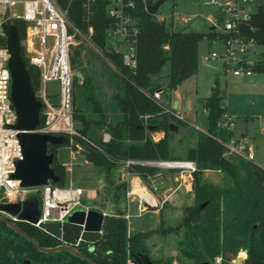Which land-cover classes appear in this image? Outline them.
<instances>
[{"label":"trees","instance_id":"obj_1","mask_svg":"<svg viewBox=\"0 0 264 264\" xmlns=\"http://www.w3.org/2000/svg\"><path fill=\"white\" fill-rule=\"evenodd\" d=\"M56 1L66 9L73 25L84 31L88 25H92L90 38L93 44L111 62L114 74L119 78L112 94L113 106L118 113L112 120L105 118L103 108L95 98L92 77L84 71L81 81L73 78L71 113L80 126H76L72 134L73 141L64 145H70L73 149L80 145L84 158L103 172L115 204L114 213L103 217L101 237L94 243L80 241L76 248L96 264H126L128 257L132 259V264H144L146 257L155 264H170L174 256L162 259L152 258L149 254L145 239L153 229L127 233L123 210L116 206L121 191H125L126 181H114L112 170L126 159H175L170 152L171 124L185 126L187 120L179 118L173 112L175 108L153 98L151 94L157 88L163 91L164 88L175 89L185 78L196 73L199 41L205 36L210 43L225 33L215 28L207 31L173 28L172 20L157 19L148 12L146 6L154 0H135L133 13L138 19L136 64L129 67L123 62L122 52L106 44L105 29L112 24L111 17L105 11L106 0L95 1L89 18L83 0ZM12 19L22 41L26 22L21 18ZM237 28L246 38L264 44V3L257 4L247 18L239 19ZM0 41L4 43L5 36H1ZM80 52L81 43L78 42L70 53V64L76 62ZM21 55L35 90L39 70L29 62L22 43ZM165 63L169 65L165 84L154 83L152 77L162 71ZM252 68L253 71H264V58L256 61ZM201 101L206 109L207 132L198 130L195 143L186 150L185 160H193L196 167L191 171L193 202L184 206L180 222L185 236L190 237L191 245L181 247L182 253L194 257L196 264H203L215 255L222 256L221 264H228L230 255L243 248L246 257L242 264H264V167L251 159L223 154L224 145L216 136L227 139L231 136V129L218 125L225 108L216 85L210 95L201 97ZM87 107L97 115H88L85 111ZM164 108L169 110L164 111ZM42 119L41 112L40 121ZM97 128L109 132L107 141L102 139V133ZM155 131L164 133L155 140L151 136ZM59 146L48 144V151L55 153L52 166L60 175L58 184L62 185L66 169L56 157ZM128 169L137 172L147 183L149 175L155 173L159 166L130 163ZM206 169L222 171L225 182L219 185L205 181L203 171ZM36 197L40 201V197ZM15 223L42 246L53 247L61 243L58 238L27 221L15 220ZM178 227L176 225L173 230L176 231ZM157 229L161 232L169 230L162 225L161 212ZM0 264L89 263L67 249L41 251L0 220Z\"/></svg>","mask_w":264,"mask_h":264},{"label":"built area","instance_id":"obj_2","mask_svg":"<svg viewBox=\"0 0 264 264\" xmlns=\"http://www.w3.org/2000/svg\"><path fill=\"white\" fill-rule=\"evenodd\" d=\"M95 1L83 0L87 18L91 14ZM17 2L22 5L20 13L10 9V6ZM253 4V0H221L218 2V10L222 16V27L218 31L225 35L212 40L218 44V49L211 50L207 58L219 60L224 73L249 76L253 72L254 63L263 59L259 56L261 51L257 53L254 49V45L257 44L254 39L246 38L237 28L238 20L249 16L250 5ZM6 8L12 18H21L26 22L25 37L21 43L29 62L39 70V82L34 93L42 102L43 119L37 130L53 134L64 133L72 138L76 127L73 124L71 113L70 46L80 40H85L96 48L90 38L93 31L92 25H88L85 31L73 25L67 17L66 9L61 7L56 0H0V37L4 36L1 23ZM134 8L135 0H106L105 5V11L112 19V24L105 29L106 44L121 51L123 62L129 67L136 64L138 19L133 13ZM251 53L256 56H252ZM8 58L6 44L0 41V203L21 202L29 196H39L40 216L33 224L35 226L48 220H62L77 206L85 211L92 209L84 202L83 198L86 194L80 186L71 183L63 186L48 181L40 186L23 187L18 179L10 177L15 170L16 160L22 158V147L17 138L18 130L10 126L15 122V111L10 100L11 73ZM53 79L58 83L59 100L57 102L49 100L47 90V81ZM162 92V88H157L151 96L162 100ZM165 110L169 109L164 108ZM173 112L179 118L187 120L178 109L175 108ZM222 115L218 120V125L231 129L229 116L224 112ZM202 131L207 132L206 129ZM109 137V132L102 133L104 141H107ZM216 138L224 145V155L241 156L254 160V153L246 136L237 138L230 136L227 139L216 136ZM149 162L150 160H124L127 166L130 163L151 164ZM180 167L186 168L190 175L196 166L193 160H184ZM135 195L138 196V214L160 206V203L150 193H138L133 188L125 191L128 200L133 199ZM51 215L57 217H51ZM122 216L127 220L130 214L126 211ZM9 217L14 221L18 220L15 215H9ZM126 264H132L130 257L126 259Z\"/></svg>","mask_w":264,"mask_h":264},{"label":"rangeland","instance_id":"obj_3","mask_svg":"<svg viewBox=\"0 0 264 264\" xmlns=\"http://www.w3.org/2000/svg\"><path fill=\"white\" fill-rule=\"evenodd\" d=\"M220 1L164 0L154 16L157 19L172 20L173 28L207 31L212 25H215L220 29L222 27V16L219 15L216 20L214 13ZM254 1L257 4L264 3V0ZM256 5H250L251 10L255 9ZM10 9L20 13L22 5L17 2L11 5ZM80 43L81 52L76 56V62L73 65L70 64L72 83L74 77L81 81L84 71L90 75L94 84L95 98L103 108L105 118L112 120L113 116L118 113L113 106L112 94L116 90L119 78L114 74L113 65L103 56L99 48H94L85 40H80ZM76 44L70 46V53ZM214 49H218V44H215V42L209 43L207 37H202L199 41V60L196 73L185 78L175 89L164 88L161 94L162 100L168 106L173 105L174 100H178V109L180 110L178 111L184 115L188 123L185 126L176 124V128L170 134V152L175 158L173 160H185L186 150L195 143L197 131L206 129V109L203 106L201 97L210 95L212 88L216 85L219 94L223 96L221 99L222 105L226 104L227 109L224 110V113L229 116L230 120L228 121H231V136L237 138L245 134L255 155L253 161L264 166V71L256 70L249 76H235L230 72L225 74L219 60L207 58L211 50ZM254 49L257 53L261 51L259 56L264 58V44H255ZM251 55L255 54L251 53ZM168 70L169 65L165 63L162 71L152 77L153 82L165 84ZM57 89V80L47 81L49 100L52 102L59 100ZM85 111L90 116L97 115L89 107ZM73 124L75 127L80 126V122L74 119ZM97 131L103 133L105 129L97 128ZM153 135L155 133L152 132L151 136L153 137ZM56 157L60 162L65 161L68 166L71 165L73 168V171L68 169L66 172L63 186L70 183L84 189L93 186L97 188L102 204H107L105 200L111 198V188L106 183L103 172L91 163L84 161V154L80 145L77 149H73L70 145H60L57 148ZM157 166H159V169L155 172L157 174H151V178L154 174L156 180L165 176L166 179L169 178L176 185L177 183L173 182V176L176 175L180 177L177 182H180L181 186L172 194L169 200L162 204L157 212L148 210L138 215L136 206L130 204L129 212L132 215L128 220L129 226L134 231L153 229L145 239L152 258L167 259L169 256H174L170 264H192L191 259L182 253L181 247L188 244V238L184 234L183 226H180L184 206L193 202L194 193L191 190V185L189 190L186 191L192 176L188 174L186 168ZM127 168V165L120 163L115 169L114 179L119 180L121 174ZM151 178L148 177L146 183L150 188H152ZM203 179L219 185L225 182L224 173L215 169L204 170ZM120 197H124L123 191H121ZM83 200L89 205L95 203L93 200H86L85 197ZM76 209H80V206H77ZM160 212L162 225L168 228V231L161 232L157 229L160 224ZM176 225H179V227L174 231ZM237 257L245 258L246 250L240 248L237 252L231 254L227 263L233 264ZM208 260L212 264L223 262L221 255L209 257Z\"/></svg>","mask_w":264,"mask_h":264},{"label":"water","instance_id":"obj_4","mask_svg":"<svg viewBox=\"0 0 264 264\" xmlns=\"http://www.w3.org/2000/svg\"><path fill=\"white\" fill-rule=\"evenodd\" d=\"M164 0H155L146 6L149 13L154 14ZM5 36V44L9 53L8 67L11 73L10 100L15 111V122L10 125L17 129V138L22 147V158L15 162V170L10 177L18 179L23 187L40 186L48 181L58 183L60 175L55 172L52 163L55 153L48 151V144L64 145L71 143L72 138L64 133L53 134L40 132L37 127L40 123L42 102L36 97L31 84L26 63L21 55V40L19 31L10 16L8 8L1 23ZM176 107V103L172 105ZM176 124H171L175 129ZM151 164H165L169 167H180L184 160H150ZM0 220L5 221L15 231L27 238L41 251L67 249L86 260L89 264H96L91 258L81 253L76 246L80 241L94 243L102 235L104 213L97 209H75L62 220H48L40 222L44 231L58 238L61 243L53 247L40 245L32 236L16 225L9 215H15L18 220L31 224L37 222L40 216L39 200L36 196H29L23 201L0 203ZM51 217H57L51 215ZM244 258L237 257L233 264H242ZM146 261H152L146 257Z\"/></svg>","mask_w":264,"mask_h":264},{"label":"crops","instance_id":"obj_5","mask_svg":"<svg viewBox=\"0 0 264 264\" xmlns=\"http://www.w3.org/2000/svg\"><path fill=\"white\" fill-rule=\"evenodd\" d=\"M253 2H254L255 5L257 4V3H255L254 0H253ZM214 13H215L216 20H217V17L220 15V11L218 10V7L214 10ZM210 28H215V30H217V31L219 30L215 25H212ZM212 42L213 41H211L210 43H212ZM198 60H199V44H198ZM222 97L223 96H221V99H222ZM174 103H176V107L175 108L178 109V106H179L178 100H174L173 104ZM224 108H225L224 110L226 111V109H227L226 108V104L224 105ZM153 133H155L156 136L155 135H153V136H154L155 140H157L158 138H160L163 135L164 132L163 131H155ZM242 136H246V135L243 134ZM242 136H240V137H242ZM246 138L248 139L247 136H246ZM254 159H255V155H254ZM84 161L87 162V163H90L85 158H84ZM61 163L64 164L65 169H66V172L68 171V169L71 170V171H73V168L71 167V165L68 166V164H66L65 161H63ZM117 166H115L113 168V170H112L113 171V179H114L115 169L117 168ZM155 174H157V173H155ZM155 174L152 176V178H151V175H149V177L152 180V184H151L152 188H150L143 181V179L141 178V176L137 172L130 171L128 168L125 170L124 173L121 174V177H120L119 180H125L126 181L125 191L127 189L133 188L138 193H150L153 196V198L160 203V206L158 208H151V209H148V210L157 212L159 210V208L162 206V204L166 200H169L171 198L172 194L175 193V191L181 186V183L180 182H177L179 180V178H180L179 176H176V175L173 176V182L177 183L176 185H174L172 183V181L169 180V178L166 179L165 176H163L162 179L156 180ZM190 175H191V173H190ZM119 180L114 179V181H119ZM188 185H189V187H186L187 188L186 191L189 190V188H190V185H191V182L190 181H189V184ZM75 186H78V185H75ZM84 191H85V194H86L85 199L86 200H93L95 202L94 204H91V205L87 204V205L91 206L92 209L100 210V211L104 212L105 214H112V213H114V211H115V204H114V202L112 201L111 198H107V200H105L107 202V204H105V203L102 204V200L99 199V196H98V193H97V188H95L93 186H89L86 189H84ZM125 191L123 192L124 197L123 198L119 197V199L117 201V205H116V206L120 207L123 210V213H125L126 211L129 212V206H130V204L135 205L136 208H137V201H138V196L137 195H135V197L133 199H129V200L126 199ZM110 197H111V193H110ZM148 210H146V211H148ZM129 214H130V216H129V218H130L132 214L130 212H129ZM137 214H138V211H137ZM129 218L126 220L127 221V232L128 233L134 231L129 226V222H128Z\"/></svg>","mask_w":264,"mask_h":264},{"label":"flooded vegetation","instance_id":"obj_6","mask_svg":"<svg viewBox=\"0 0 264 264\" xmlns=\"http://www.w3.org/2000/svg\"><path fill=\"white\" fill-rule=\"evenodd\" d=\"M187 238H190V237H187ZM188 246L189 245H191L190 244V242H189V239H188V244H187ZM190 259H191V263L192 264H196V262H195V258L194 257H189ZM144 264H150L148 261H146V262H144ZM152 264H155L154 262H152ZM203 264H212V263H210V261L209 260H207V261H205Z\"/></svg>","mask_w":264,"mask_h":264},{"label":"bare ground","instance_id":"obj_7","mask_svg":"<svg viewBox=\"0 0 264 264\" xmlns=\"http://www.w3.org/2000/svg\"><path fill=\"white\" fill-rule=\"evenodd\" d=\"M162 166H168V165H165V164H161Z\"/></svg>","mask_w":264,"mask_h":264}]
</instances>
